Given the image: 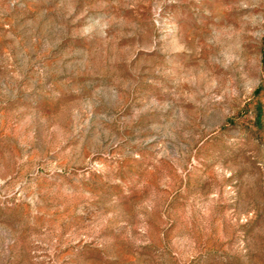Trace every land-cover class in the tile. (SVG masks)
<instances>
[{
    "label": "rangeland",
    "instance_id": "obj_1",
    "mask_svg": "<svg viewBox=\"0 0 264 264\" xmlns=\"http://www.w3.org/2000/svg\"><path fill=\"white\" fill-rule=\"evenodd\" d=\"M0 264H264V0H0Z\"/></svg>",
    "mask_w": 264,
    "mask_h": 264
}]
</instances>
